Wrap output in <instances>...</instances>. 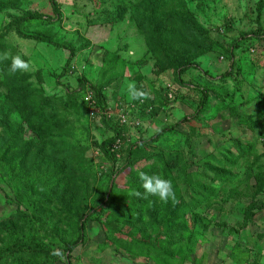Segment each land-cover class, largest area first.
Wrapping results in <instances>:
<instances>
[{"label": "rangeland", "instance_id": "obj_1", "mask_svg": "<svg viewBox=\"0 0 264 264\" xmlns=\"http://www.w3.org/2000/svg\"><path fill=\"white\" fill-rule=\"evenodd\" d=\"M3 1L8 5L0 11V53L9 59L0 62V111L20 120L9 93L25 79L41 91L38 96L55 101V116L39 131L38 145L22 167L0 166V224L12 220L26 240L36 237L55 255L23 256L12 264H264V117L254 139L230 119L231 106L247 98L255 103L264 93L260 0ZM154 6L158 21L169 24L171 37L164 40L184 42L180 75L174 62L148 46L151 29L141 26L140 16ZM24 19L25 36L7 30ZM189 21L203 35L195 34ZM246 36L248 42L231 59L226 51ZM55 43L74 51L67 76L60 79L71 54ZM15 55L29 62L28 70L9 72ZM81 79L98 94L96 118L86 114L91 107L81 98ZM130 84L146 97L133 100ZM203 90L208 104L194 117ZM2 136L0 128V144ZM230 138L249 144L257 178L244 189L232 184L233 196L215 207L200 184L221 186L213 179L229 169L223 151L230 149ZM107 140L111 158L103 150ZM189 151L193 165L186 161ZM171 158L178 163L170 164L169 172L163 162ZM141 172L171 180L175 202L147 194ZM25 188L41 211L34 230L24 216L34 208ZM108 189L106 202L97 207ZM172 213L170 222L159 225ZM83 215L86 242L69 257L63 246L81 235Z\"/></svg>", "mask_w": 264, "mask_h": 264}, {"label": "trees", "instance_id": "obj_2", "mask_svg": "<svg viewBox=\"0 0 264 264\" xmlns=\"http://www.w3.org/2000/svg\"><path fill=\"white\" fill-rule=\"evenodd\" d=\"M7 5L8 4L5 1L0 0V11L6 9ZM157 8L156 6H154V8L153 7L150 8V10L145 15L140 16L141 26L148 25V27L151 29L152 42L149 41L148 44V46L151 47V50L153 47H155L156 49L155 54H157L159 57L163 56L165 60L168 61L170 60L174 62L176 68H178L180 75L183 70V68L179 64V62L181 61L180 53H182L181 51L184 48V42L177 41L174 43L173 41L167 39L164 40V38L171 37L170 35L167 34L169 24L167 22L165 24L164 20H162V22L158 21ZM263 9H264V0H260L258 5V11L261 13ZM171 15L172 12L170 11V16ZM25 23H26V19L15 21L11 25L7 26V30L9 31L15 28L17 32L21 36H23L24 35L23 27ZM189 24L191 26L190 29L195 34L198 35V33H200L201 35H203V31L200 29V26L197 23H194L193 21H189ZM26 37H31V36H26ZM204 37L208 40L207 34H204ZM247 38L248 36L240 40L234 41L230 49L226 51V54L230 55L231 59L234 60L237 56V51L243 48V46H245V44L248 42L246 41ZM262 38L264 39V37ZM34 39L42 43L51 44L50 41L45 38L34 37ZM53 45L56 48L70 51L71 57L69 58L63 70V73L58 77L59 79L61 77L64 78L67 76V71H68L67 65H69L70 62L72 61V58L74 56V51L71 48H67L64 45H61L60 43H55ZM221 47L223 48V45H221ZM232 67L234 68V65ZM229 75L231 74H225L223 77L226 76L228 77ZM79 84L81 90V98L84 102V97L86 92H88V87H86L87 85L83 79L80 80ZM19 88L20 89L15 90L13 89L12 86L10 87L9 100L11 103V109L17 110L21 114L20 120L18 121L12 120L7 110L5 111L1 109L0 111V128L3 134L2 142L0 144V166L2 167V169L6 168L7 171H9V168H12L13 171H17L19 167H22L24 161L31 154L34 148L38 145L37 141L38 139L40 140L41 137V132L39 131L42 129L44 130V128H46V126L51 121V118L55 116L53 110L54 107L52 106L55 103V101H53L54 100L53 98L38 96V94H40L41 91L35 89L34 84L29 86L28 81L26 79L24 80L23 83L19 84ZM90 89L92 90V88ZM251 93H252L251 97H253V89L251 90ZM93 94L94 97H97L98 95L96 91ZM259 96L260 98L256 99L255 103H253V100H251L253 98L251 99L247 98L248 100H246L245 102L242 101L239 104L233 105L231 106L232 108L230 109L231 121L234 122L237 127L240 126L242 128L243 127L248 128L247 132L250 135L252 134L253 139L257 135L261 134L262 131L261 121L262 118L264 117L263 91ZM208 97H209V93L203 90L201 103L194 117H199L201 114H203L204 109L208 104ZM253 104L255 105L254 108L252 109ZM90 113H91L90 109L87 110L86 114H88V117L91 116ZM186 120L187 119H185V121ZM178 125H180V123ZM29 132L33 133V137L28 139L26 138V134ZM228 132L233 134L235 131L231 127H229ZM163 134L164 132L160 133L158 137L155 138V140H157ZM111 142H112L111 140H107L103 143V150L106 153V155L109 156L110 158L112 157V155L109 152L108 148ZM261 142H264V138H262ZM226 146L230 149L227 151H223V154L227 155L226 163L228 164L229 169L227 170L226 174L218 172L217 177L213 179V181L214 180L219 181L218 184H221V186L217 188L216 186L210 187V186H205L204 184H200V188L203 187V189L206 190L205 193L206 196L208 195L207 196L208 198L213 197L212 199H214L212 202L208 204L209 205L213 204L215 205V207L216 206L218 207L220 204L224 203L223 197H225V199L228 200V198L230 199L233 196L232 189L230 188L232 184L236 185V187H241L242 189H244L247 187L248 182L250 180L257 178L253 175L251 168V166L253 165L250 164L248 159V156L250 155L249 144L243 143V140L239 141L234 138H230ZM131 155H132V151L130 153V158ZM194 159H195L194 155H192L189 151V156L188 159L186 160L187 163L189 165L195 164V162H193ZM173 161L174 159L171 158L170 160H167V162L165 161L163 162V167L167 170L169 169V172L172 171V166H175L178 163V161L176 163L175 162L173 163ZM170 164H172L171 167ZM186 175L189 174L186 173ZM26 189H27L26 200L28 199L29 201H31L34 207V204H37V202H34L35 200H32L33 199L32 191L30 190L28 191V188H25V190ZM109 191H110L109 189L106 190L103 197L99 200L100 202L98 203L97 207H99L100 204L106 202V197L109 195ZM9 203L11 202L9 201ZM39 209L40 208L38 207V205H36L33 208V215L27 213L24 214L25 219L27 220V225L29 226L30 229L32 228V230H34L35 226L39 222L40 218L38 215L41 212V211L39 213L37 212ZM181 209L182 208H175V211L176 210L180 211ZM173 217L174 215L172 213V216H168L166 219H163L159 225L167 224L168 222H170V219H172ZM86 218L87 215H83L80 219L81 231H82L81 235H79L75 239H72L64 243L63 251L66 252V254H69V257H71V255L80 245L86 242V235H85V230L87 225ZM19 230L22 229H20L17 223L13 222L12 220H7V222L0 224V234L5 237V240L0 242V264H12L14 262H17L23 256L53 257L55 255V251L46 248V246H44L41 242H39L36 237H34L35 239L26 240L24 238V233L21 234Z\"/></svg>", "mask_w": 264, "mask_h": 264}, {"label": "clouds", "instance_id": "obj_3", "mask_svg": "<svg viewBox=\"0 0 264 264\" xmlns=\"http://www.w3.org/2000/svg\"><path fill=\"white\" fill-rule=\"evenodd\" d=\"M9 59L7 52L0 53V62ZM30 67L28 61L22 58L21 55H15L11 57V63L9 66V72L12 74L26 71ZM129 91L133 100H139L146 97V93L136 90L134 84L129 85ZM139 179L142 181V187L147 194L158 197L161 201L168 202L169 200L175 202L176 195L172 186L171 180L162 179L158 175H148L141 172Z\"/></svg>", "mask_w": 264, "mask_h": 264}, {"label": "built area", "instance_id": "obj_4", "mask_svg": "<svg viewBox=\"0 0 264 264\" xmlns=\"http://www.w3.org/2000/svg\"><path fill=\"white\" fill-rule=\"evenodd\" d=\"M84 101L87 104H89L90 107H91V109H90V111H91V113H90L91 117L92 118L98 117L99 114H100V112H99L98 108L96 107V104L97 103H96V101L94 99V94H93L92 91L88 90V92H86L85 97H84Z\"/></svg>", "mask_w": 264, "mask_h": 264}]
</instances>
